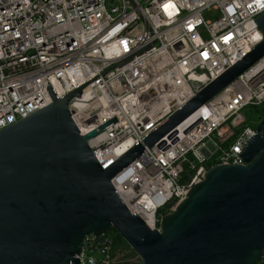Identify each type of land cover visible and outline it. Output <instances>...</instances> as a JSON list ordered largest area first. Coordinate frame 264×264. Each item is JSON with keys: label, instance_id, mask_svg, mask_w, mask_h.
<instances>
[{"label": "built area", "instance_id": "obj_1", "mask_svg": "<svg viewBox=\"0 0 264 264\" xmlns=\"http://www.w3.org/2000/svg\"><path fill=\"white\" fill-rule=\"evenodd\" d=\"M262 15L264 0H0V131L48 105L49 88L88 84L68 110L82 136L115 120L87 141L105 169L249 54ZM262 107L264 56L111 179L127 210L160 232L211 167L242 165ZM112 246L87 235L76 258L119 264Z\"/></svg>", "mask_w": 264, "mask_h": 264}, {"label": "water", "instance_id": "obj_2", "mask_svg": "<svg viewBox=\"0 0 264 264\" xmlns=\"http://www.w3.org/2000/svg\"><path fill=\"white\" fill-rule=\"evenodd\" d=\"M263 40L166 122L103 169L68 104L84 84L0 131V264H79L82 240L114 230L139 264H257L264 254V117L239 158L211 167L160 232L148 229L120 200L111 179L264 56ZM149 47L138 51L140 55ZM131 60L126 58L117 66Z\"/></svg>", "mask_w": 264, "mask_h": 264}, {"label": "rangeland", "instance_id": "obj_3", "mask_svg": "<svg viewBox=\"0 0 264 264\" xmlns=\"http://www.w3.org/2000/svg\"><path fill=\"white\" fill-rule=\"evenodd\" d=\"M215 15L216 14L214 12H206L203 14V19L205 21L214 20ZM259 122H260V120H258L256 118L254 119L252 117L251 123L253 126H257L259 124ZM132 254H134V256L131 255L130 251L127 249H123L121 252H118L116 257H117V259L121 260L119 264H139L140 263L139 258L136 256V254L133 251H132ZM125 255L126 256L128 255V257H126ZM257 264H264V254H263L261 260Z\"/></svg>", "mask_w": 264, "mask_h": 264}, {"label": "trees", "instance_id": "obj_4", "mask_svg": "<svg viewBox=\"0 0 264 264\" xmlns=\"http://www.w3.org/2000/svg\"><path fill=\"white\" fill-rule=\"evenodd\" d=\"M252 117L254 119L256 118V119L261 121L264 117V107L255 109ZM107 236L112 241V245H113L112 249H111L112 256L117 255L118 252H121L123 249L129 250L131 255L134 256V254H132V250L126 245V243L123 241V239L114 230H111L110 232H108ZM126 257H128V255Z\"/></svg>", "mask_w": 264, "mask_h": 264}, {"label": "bare ground", "instance_id": "obj_5", "mask_svg": "<svg viewBox=\"0 0 264 264\" xmlns=\"http://www.w3.org/2000/svg\"><path fill=\"white\" fill-rule=\"evenodd\" d=\"M124 147H125V145H123L122 147H120V148H118V149L116 150V152H115L116 157H118V156L124 151ZM113 158H114V157L109 158V159H112V160H113Z\"/></svg>", "mask_w": 264, "mask_h": 264}]
</instances>
